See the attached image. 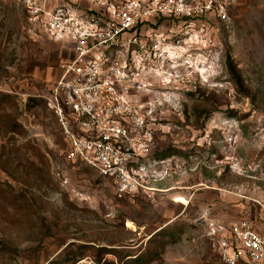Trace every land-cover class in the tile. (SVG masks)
<instances>
[{
    "label": "rangeland",
    "instance_id": "rangeland-1",
    "mask_svg": "<svg viewBox=\"0 0 264 264\" xmlns=\"http://www.w3.org/2000/svg\"><path fill=\"white\" fill-rule=\"evenodd\" d=\"M24 1L0 0V264H224L213 225L264 202V0H226L209 85L153 87L156 152L174 153L172 168L123 198L62 153L44 96L67 53L27 35Z\"/></svg>",
    "mask_w": 264,
    "mask_h": 264
},
{
    "label": "built area",
    "instance_id": "built-area-1",
    "mask_svg": "<svg viewBox=\"0 0 264 264\" xmlns=\"http://www.w3.org/2000/svg\"><path fill=\"white\" fill-rule=\"evenodd\" d=\"M24 2L27 35L61 41L67 53L44 96L58 120L65 158L113 181L119 198L149 195L173 162L156 154L162 101L149 94L154 86L178 88L191 78L211 83L221 57L214 27L230 20L228 2ZM259 218L264 225V202ZM211 234L224 264H264V230L250 218L214 224Z\"/></svg>",
    "mask_w": 264,
    "mask_h": 264
},
{
    "label": "crops",
    "instance_id": "crops-1",
    "mask_svg": "<svg viewBox=\"0 0 264 264\" xmlns=\"http://www.w3.org/2000/svg\"><path fill=\"white\" fill-rule=\"evenodd\" d=\"M178 197H182V196H178ZM259 215H260V212H259ZM259 215L255 216V217H243V218H250L252 221H254V223L256 224V227L259 230H264V225L262 224L261 219L259 218ZM238 220L239 219H235V220H233V221H231V222H229L227 224H225V223H223V224L228 227L230 224L235 223Z\"/></svg>",
    "mask_w": 264,
    "mask_h": 264
},
{
    "label": "trees",
    "instance_id": "trees-1",
    "mask_svg": "<svg viewBox=\"0 0 264 264\" xmlns=\"http://www.w3.org/2000/svg\"><path fill=\"white\" fill-rule=\"evenodd\" d=\"M157 154H158L159 157L167 158V157H169L170 155H173L174 153H171V152H163V151L158 152V151H157ZM155 234H156V233H155ZM155 234H153V235L151 236V238H153V237L155 236ZM130 259H133L135 262L138 261V260H140V258H138V256L135 257V258L130 257Z\"/></svg>",
    "mask_w": 264,
    "mask_h": 264
}]
</instances>
